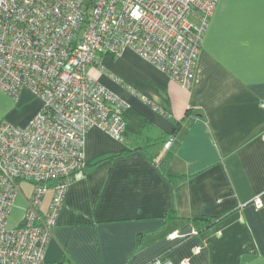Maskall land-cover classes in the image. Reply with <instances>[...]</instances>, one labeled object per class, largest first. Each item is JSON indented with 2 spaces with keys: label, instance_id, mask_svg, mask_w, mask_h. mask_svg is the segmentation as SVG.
Here are the masks:
<instances>
[{
  "label": "crops",
  "instance_id": "crops-1",
  "mask_svg": "<svg viewBox=\"0 0 264 264\" xmlns=\"http://www.w3.org/2000/svg\"><path fill=\"white\" fill-rule=\"evenodd\" d=\"M88 70L140 131L120 141L88 129L44 263L264 264V205L253 202L264 201V0H218L189 90L129 49ZM19 99L31 106L15 122L25 126L42 102L27 89ZM162 137L173 143L152 160L140 147ZM30 196L18 195L10 227Z\"/></svg>",
  "mask_w": 264,
  "mask_h": 264
},
{
  "label": "built area",
  "instance_id": "built-area-1",
  "mask_svg": "<svg viewBox=\"0 0 264 264\" xmlns=\"http://www.w3.org/2000/svg\"><path fill=\"white\" fill-rule=\"evenodd\" d=\"M217 2L0 0V89L14 100L27 89L42 102L25 126L0 122V264H44L73 175L85 166L88 129L124 141L129 105L88 67L99 54L129 49L189 90ZM172 143L168 138L165 148ZM24 181L32 193L20 224L10 227ZM253 202L264 205L260 196ZM149 264L173 262L157 257Z\"/></svg>",
  "mask_w": 264,
  "mask_h": 264
},
{
  "label": "rangeland",
  "instance_id": "rangeland-1",
  "mask_svg": "<svg viewBox=\"0 0 264 264\" xmlns=\"http://www.w3.org/2000/svg\"><path fill=\"white\" fill-rule=\"evenodd\" d=\"M1 90L0 89V122L1 121H7L11 124L17 125V123L15 124V122L18 119H24V117H26V115L29 113L30 111V105H29V101L28 100H24L22 101L21 99L18 98V100H14L10 95H8L6 92L5 95H8V97L11 98V102L7 101L4 99V97L1 95ZM22 188H23V193L26 195H30L32 193V189H33V184L29 183V182H22Z\"/></svg>",
  "mask_w": 264,
  "mask_h": 264
},
{
  "label": "trees",
  "instance_id": "trees-1",
  "mask_svg": "<svg viewBox=\"0 0 264 264\" xmlns=\"http://www.w3.org/2000/svg\"><path fill=\"white\" fill-rule=\"evenodd\" d=\"M114 57V56H113ZM133 111L132 109L128 106L124 111H123V116H124V119L126 121V129H125V132H124V141L126 140V136L127 134L131 131V130H137V131H140L139 127L135 128L134 127V124L135 121H134V115H133ZM136 118L140 119L138 116H135ZM142 121V120H141ZM167 139H165V137H162V138H158V139H153L151 140V142L149 144H147L146 146H142L140 148L144 149V147H146L147 150V154H149L150 158L152 160H155L156 156L159 154V149L164 146L165 142H166ZM152 147H156L155 149L156 150H151ZM200 220V223L202 225H205V226H208L212 223V219H199ZM44 264H48V263H44ZM52 264H61V262L59 263H52Z\"/></svg>",
  "mask_w": 264,
  "mask_h": 264
},
{
  "label": "snow or ice",
  "instance_id": "snow-or-ice-1",
  "mask_svg": "<svg viewBox=\"0 0 264 264\" xmlns=\"http://www.w3.org/2000/svg\"><path fill=\"white\" fill-rule=\"evenodd\" d=\"M137 15H138V13H137Z\"/></svg>",
  "mask_w": 264,
  "mask_h": 264
}]
</instances>
